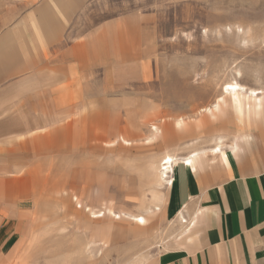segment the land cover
Returning <instances> with one entry per match:
<instances>
[{
    "label": "rangeland",
    "instance_id": "obj_1",
    "mask_svg": "<svg viewBox=\"0 0 264 264\" xmlns=\"http://www.w3.org/2000/svg\"><path fill=\"white\" fill-rule=\"evenodd\" d=\"M43 1L0 0V264H147L185 228L162 157L248 135L230 163L264 169V116L223 105L241 103L232 83L264 92V0H61L58 40Z\"/></svg>",
    "mask_w": 264,
    "mask_h": 264
},
{
    "label": "crops",
    "instance_id": "obj_2",
    "mask_svg": "<svg viewBox=\"0 0 264 264\" xmlns=\"http://www.w3.org/2000/svg\"><path fill=\"white\" fill-rule=\"evenodd\" d=\"M77 1L79 8L88 0ZM58 2L62 4L61 0H44L39 7L43 14L40 21L44 16L41 29L50 28V31L44 30V33L50 34L54 28L55 40H58L56 37L61 34V29L68 26L73 14L71 11L76 7V4L74 7V4L67 2L64 7L70 12L67 18L50 19L49 14L61 7L55 4ZM95 33L97 39L103 35V32ZM54 41L49 42L55 43ZM46 42L44 39V55L48 52ZM1 43L3 42L0 41ZM81 45V48L80 43L70 47L66 53L73 57L76 55L87 57L90 49L88 42L85 41ZM0 46H4V43ZM248 90L255 89L248 88ZM261 92L255 103L248 92L246 96L233 94L239 97L240 101L242 100L240 105L230 107L223 104L224 108L239 112L240 121L260 119L264 116V92ZM243 100L249 103L246 104ZM221 104L222 102L218 104V111H221ZM213 106L212 109H217L215 104ZM206 109L204 112L211 114V108ZM221 116L222 114L217 119ZM205 124L208 122L205 121ZM176 125L182 128L185 122L179 120ZM218 138L220 141L214 148L194 151L185 157L165 155L160 160V168L166 165L164 161L167 158L174 161L167 182L161 177L166 185L173 177L172 196L166 211L174 214L173 220L178 219V223L185 228L174 244L147 264H264V169L252 164L250 160L237 161L236 168L230 163L234 162L238 153L242 151L238 142L241 140L248 142L250 136L241 135L230 149H224L226 145L223 144V136ZM125 142L128 143L126 140ZM218 156L225 167L229 166L227 168L233 172V177L224 179L217 171L206 170L207 168L203 167L210 158H218ZM178 164L185 165L186 169L177 167ZM138 218L139 221L137 218L135 221L143 224L140 221L141 217ZM10 239L11 237L3 240L0 245L2 247L8 245Z\"/></svg>",
    "mask_w": 264,
    "mask_h": 264
},
{
    "label": "bare ground",
    "instance_id": "obj_3",
    "mask_svg": "<svg viewBox=\"0 0 264 264\" xmlns=\"http://www.w3.org/2000/svg\"><path fill=\"white\" fill-rule=\"evenodd\" d=\"M227 89V90H226ZM224 91L226 95H232V94H242L244 96L247 95V92L250 93V97L254 98V103L256 102V100L258 99V95H260L261 93L259 91H255V90H246L244 87L240 86L239 84H234L232 83V85H227L225 88H224ZM242 101V100H241ZM214 107V106H213ZM215 107L217 108L218 107V104H215ZM206 111H208L206 109ZM164 162V164H166L165 166H161V171H160V177L164 178L167 182V180L169 179L168 175L170 173V170L172 168V164L174 163L173 159L171 158H167ZM173 182V181H172ZM172 182L171 180L168 181V185H172ZM137 220L139 221V218H137ZM140 221L142 223H144L146 221V219L144 217H142L140 219ZM185 222V221H184Z\"/></svg>",
    "mask_w": 264,
    "mask_h": 264
},
{
    "label": "snow or ice",
    "instance_id": "obj_4",
    "mask_svg": "<svg viewBox=\"0 0 264 264\" xmlns=\"http://www.w3.org/2000/svg\"><path fill=\"white\" fill-rule=\"evenodd\" d=\"M227 90V89H226Z\"/></svg>",
    "mask_w": 264,
    "mask_h": 264
}]
</instances>
